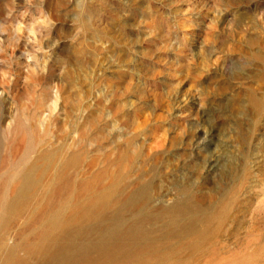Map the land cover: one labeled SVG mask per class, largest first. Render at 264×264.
Listing matches in <instances>:
<instances>
[{
	"label": "rangeland",
	"instance_id": "obj_1",
	"mask_svg": "<svg viewBox=\"0 0 264 264\" xmlns=\"http://www.w3.org/2000/svg\"><path fill=\"white\" fill-rule=\"evenodd\" d=\"M42 8L46 74L0 55V264H264V0Z\"/></svg>",
	"mask_w": 264,
	"mask_h": 264
},
{
	"label": "clouds",
	"instance_id": "obj_2",
	"mask_svg": "<svg viewBox=\"0 0 264 264\" xmlns=\"http://www.w3.org/2000/svg\"><path fill=\"white\" fill-rule=\"evenodd\" d=\"M25 4L31 6L33 0H24ZM44 0H41V8L37 15H35L30 21L25 22L28 17V11L21 12V18L16 20L14 23L10 25L0 24V55H2L6 48L10 45L6 44L5 37H7V41H10L12 37H15L16 47L12 50L13 54L19 48L20 44L23 42L24 47L21 52V56L24 58L26 64V72H29L33 75L38 74V72H47V64L48 61L44 60L43 63L41 61L40 55L41 53L46 54L47 49L44 47V40H41L40 37L44 30H48V36L44 39H48L51 36V30L55 27V20L52 18L50 13H46L43 8ZM17 0H8L5 3V18L10 19L14 12L16 11ZM75 21H72L74 24ZM9 30L11 31L12 36H9ZM79 32V29H77ZM59 40L55 41V45L59 44ZM32 46V50L29 51L28 46ZM4 60L0 59V64H3ZM0 78L7 80L9 78V72L6 69H0ZM0 95H3L0 92Z\"/></svg>",
	"mask_w": 264,
	"mask_h": 264
},
{
	"label": "bare ground",
	"instance_id": "obj_3",
	"mask_svg": "<svg viewBox=\"0 0 264 264\" xmlns=\"http://www.w3.org/2000/svg\"><path fill=\"white\" fill-rule=\"evenodd\" d=\"M58 223H59V222H58ZM61 223H62V222H60L59 224H61ZM59 224H58V225H59ZM62 225H63V224H62ZM52 227H53V226H52ZM57 228H59V227L57 226ZM53 229H54V228H53ZM53 229H52V230H53ZM62 229H63V227H62ZM49 231H50V230H49ZM61 231H62V230H61ZM44 232H46V231H44ZM47 232H48V231H47ZM52 232H53V231H52ZM50 233H51V232H50ZM50 233H49V234H50ZM53 233H54V232H53ZM59 233H60V232H59ZM64 233H66V232H64ZM57 234H58V233H57ZM40 235H42V234H40ZM47 235H48V234H47ZM42 237H43V235H42ZM42 237H41V238H42ZM44 237H45V236H44ZM41 238H40V239H41ZM54 238H55V237L53 236L51 239L53 240ZM55 240H56V238H55ZM42 241H43V240H42ZM46 241H47V240H45L44 242H46ZM58 241H59V239H58ZM51 242H52V241H51ZM54 242H56V241H54ZM59 242H60V241H59ZM61 242H63V241H61ZM64 242H65V241H64ZM40 244H41V243H40ZM43 244H44V243H43ZM43 244H41V245H43ZM46 244H47V243H46ZM46 244H45V245H46ZM60 244H61V243H60ZM37 247H38V246H37ZM42 247H43V246H42ZM42 247H41V248H42ZM48 247H50V246H48ZM60 248H61V247H60ZM60 248H59V249H60ZM52 249H53V248H52ZM34 250H35V249H34ZM48 250H49V249H48ZM55 250H56V249H55ZM55 250H53V251H55ZM42 251H44V249H43ZM46 252H47V250L44 251L43 253H46ZM39 253H40V252H39ZM41 253H42V252H41ZM48 253H49V252H48ZM46 254H47V253H46ZM47 255H48V254H47ZM47 255H46V256H47ZM42 256H43V254H42ZM47 259H48V258H47ZM13 261H14V260H13ZM9 264H10V263H9ZM14 264H15V263H14Z\"/></svg>",
	"mask_w": 264,
	"mask_h": 264
}]
</instances>
